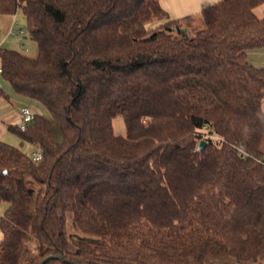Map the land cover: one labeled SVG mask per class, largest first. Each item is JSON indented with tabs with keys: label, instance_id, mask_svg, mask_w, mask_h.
Returning a JSON list of instances; mask_svg holds the SVG:
<instances>
[{
	"label": "trees",
	"instance_id": "trees-1",
	"mask_svg": "<svg viewBox=\"0 0 264 264\" xmlns=\"http://www.w3.org/2000/svg\"><path fill=\"white\" fill-rule=\"evenodd\" d=\"M263 4L220 0L192 28L159 0H0L37 49L0 47V77L49 117L8 126L38 162L0 141V264H260ZM204 126L223 142L197 150Z\"/></svg>",
	"mask_w": 264,
	"mask_h": 264
},
{
	"label": "crops",
	"instance_id": "crops-1",
	"mask_svg": "<svg viewBox=\"0 0 264 264\" xmlns=\"http://www.w3.org/2000/svg\"><path fill=\"white\" fill-rule=\"evenodd\" d=\"M219 1L220 0H159V3L165 11H169V14H172L173 12L174 15L171 17H173L174 20H183L186 17L188 18L190 16L189 14H192L193 12L200 13L202 9L206 8L207 6L216 4ZM263 5H261L260 7H262ZM10 18L11 16L8 15H0V47H2L10 38L7 36V33L12 27V22L15 20H10ZM15 22L17 23L16 20ZM15 24L13 25V29ZM21 46H24V44L21 43ZM249 52L264 53V49L251 50L247 52V60L251 65L257 68H264V56L261 59L258 58L259 60H262L263 63H258L256 54L250 56ZM23 104H28L32 107L36 114L46 117L43 114L46 113L44 109L31 102H26V100L16 96L11 90L10 86L0 77V141L6 137H10V140H13L12 142H15L14 140L17 141L18 139L19 146H24L21 144L19 138L15 134L8 131V126L16 125L19 117V112ZM28 148L30 149V154L33 151L34 147L28 145Z\"/></svg>",
	"mask_w": 264,
	"mask_h": 264
},
{
	"label": "rangeland",
	"instance_id": "rangeland-1",
	"mask_svg": "<svg viewBox=\"0 0 264 264\" xmlns=\"http://www.w3.org/2000/svg\"><path fill=\"white\" fill-rule=\"evenodd\" d=\"M168 13H169V11H168ZM255 14L259 18H263L264 17V5L260 8H258L255 11ZM169 15H170V18L173 19V17H171L174 15L173 12H172V14H169ZM189 15L190 16L188 18L187 17L184 18V20H185L184 22L192 25L191 26L192 28H200L202 26L200 13L199 12H193L192 14H189ZM13 19H15L17 21V23L14 26V29L16 30V29L21 28L24 30V34L19 36L17 39L10 37L7 40V42L2 46V48L17 51V52H19V53H21L24 56L29 57V58H35L37 55L36 45L29 37L26 22L24 20V17L22 15L21 11H17V13L14 16H11L10 20H13ZM157 25H159V22H154L153 24H150L148 27L153 28ZM191 27L189 28L190 30L192 29ZM21 43H23L24 46H21ZM262 53H257V52L250 53L249 52L250 56L253 54H256L258 63H263L262 60L258 59V58H260V59L263 58L264 53L263 54ZM260 65H262V64H260ZM263 109H264V102H263ZM43 114L47 118H49L46 113H43ZM52 125H53V127H52L53 138L56 142H60L59 129L53 122H52ZM112 126H113V131L116 135H120V136L125 135V125H124V122H123L121 117H116L112 122ZM1 141L19 147L18 139H17V141L14 140L15 142H12L13 140H10V137H6V138L2 139ZM21 150L24 153L29 154L30 149L28 148V145L24 144V146L21 148ZM6 207L7 206L5 203L0 202V218L4 215ZM1 239H2V232L0 230V240ZM260 264H264V257L260 261Z\"/></svg>",
	"mask_w": 264,
	"mask_h": 264
},
{
	"label": "built area",
	"instance_id": "built-area-1",
	"mask_svg": "<svg viewBox=\"0 0 264 264\" xmlns=\"http://www.w3.org/2000/svg\"><path fill=\"white\" fill-rule=\"evenodd\" d=\"M15 20L12 22V27L10 28V30L7 33L8 37H12V38H17L21 35L24 34V30L23 29H13V25L15 24ZM0 73H1V69H0ZM36 115V112L32 109L31 106H29L28 104H23L20 112H19V117L18 120L16 122V127L21 131L24 132L28 126H30V124H32L33 120H34V116ZM202 140L205 143L208 142H218L221 143L223 142V140L219 137H217L216 135L212 134L209 132L208 128L206 126H204L202 128ZM238 157L240 158H249V159H254L253 154L247 153L244 149L242 148H236ZM30 158L33 162H38L41 160L42 158V153L41 150L39 148V146H35L33 151L30 153ZM260 163H262V161H258Z\"/></svg>",
	"mask_w": 264,
	"mask_h": 264
},
{
	"label": "water",
	"instance_id": "water-1",
	"mask_svg": "<svg viewBox=\"0 0 264 264\" xmlns=\"http://www.w3.org/2000/svg\"><path fill=\"white\" fill-rule=\"evenodd\" d=\"M205 145H206V143L204 141H200L198 146H197V150L202 149ZM51 259H57V260L65 262L67 264H79V263H75V262L69 261L67 259H64L62 256H50V257H47L44 260H42L41 262H39V264H45L47 261H49Z\"/></svg>",
	"mask_w": 264,
	"mask_h": 264
}]
</instances>
